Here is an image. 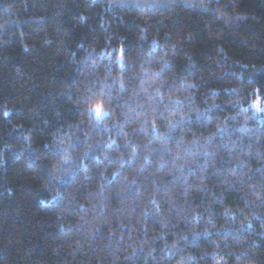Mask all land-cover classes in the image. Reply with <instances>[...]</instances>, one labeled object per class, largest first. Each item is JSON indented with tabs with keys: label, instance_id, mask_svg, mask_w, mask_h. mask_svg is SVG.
I'll use <instances>...</instances> for the list:
<instances>
[{
	"label": "trees",
	"instance_id": "1",
	"mask_svg": "<svg viewBox=\"0 0 264 264\" xmlns=\"http://www.w3.org/2000/svg\"><path fill=\"white\" fill-rule=\"evenodd\" d=\"M0 264H264V0H0Z\"/></svg>",
	"mask_w": 264,
	"mask_h": 264
},
{
	"label": "snow or ice",
	"instance_id": "2",
	"mask_svg": "<svg viewBox=\"0 0 264 264\" xmlns=\"http://www.w3.org/2000/svg\"><path fill=\"white\" fill-rule=\"evenodd\" d=\"M90 112H94L97 117L103 114L102 109L99 105H97L94 109H91Z\"/></svg>",
	"mask_w": 264,
	"mask_h": 264
}]
</instances>
